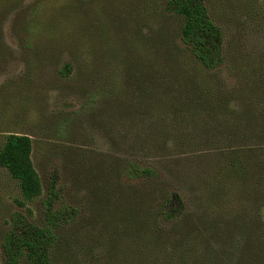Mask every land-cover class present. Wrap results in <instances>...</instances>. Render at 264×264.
<instances>
[{
    "label": "rangeland",
    "instance_id": "374dc122",
    "mask_svg": "<svg viewBox=\"0 0 264 264\" xmlns=\"http://www.w3.org/2000/svg\"><path fill=\"white\" fill-rule=\"evenodd\" d=\"M163 3L0 0V147L8 133L28 134L42 183L41 195L21 205L15 181L0 168V264L11 214L40 222L55 171L80 216L57 230L63 245L53 264H264V0H206L224 39V63L210 75L186 50L167 58L151 43L147 33L161 25ZM64 59L73 65L69 77L59 74ZM193 71L202 82L187 118L177 112ZM217 122H236L242 140L227 147L234 130H211ZM198 147L216 150L188 161ZM130 158L162 178H122ZM230 160L244 166V178ZM214 178L224 181L210 227L201 195ZM170 189L182 193L188 213L162 224L159 198Z\"/></svg>",
    "mask_w": 264,
    "mask_h": 264
},
{
    "label": "trees",
    "instance_id": "16d2710c",
    "mask_svg": "<svg viewBox=\"0 0 264 264\" xmlns=\"http://www.w3.org/2000/svg\"><path fill=\"white\" fill-rule=\"evenodd\" d=\"M153 10L159 11L156 8ZM159 16L161 17V21H159L161 25H156L153 32L151 30L150 33H147L156 50H164L167 58L174 59H178L175 49L180 50V52H183L182 49L186 50L190 58L199 64L200 67L196 65L198 71L205 75L216 73L220 69L224 63L223 32L210 17L206 0H164L157 18ZM156 56H158V51ZM60 64L59 74L69 77L73 70L70 60L64 59ZM190 78L191 76H185L186 81H189ZM200 82L202 80L199 73L193 71L192 80L188 83V87H185L186 93H183L187 102L178 109L177 113L182 112L187 118H190V113L193 110L191 107L199 103L195 102L199 98L194 94L198 92V88L201 89ZM197 83L198 85H196ZM149 86L152 89L156 88L154 85ZM91 98H95V96L92 94ZM91 98L89 97V102ZM196 109L198 110L199 107ZM206 114L210 116V112H206ZM192 115L195 117V113ZM211 130L221 133L234 130L233 133H230L229 139H224L227 147L233 146L234 143L232 145L231 142L242 140L243 137L236 122H232V125L228 122H217ZM183 137H179V139L182 138L181 140H186L195 146H198L199 142L201 146L203 145L202 147L206 145L208 147L211 144L208 139L200 141L199 138ZM244 138L247 137L244 136ZM171 140L173 143L177 142L174 138ZM165 143V141H157L156 145ZM137 145L140 146V143ZM205 149L198 147L186 159L197 161L202 158L204 153H215L216 150L212 148L201 152ZM32 151L33 140L25 133H8L0 147V168L4 169L15 181L22 199L21 205L34 200L42 193V183L34 167ZM229 163L232 171L241 174L244 178L246 172L244 166L233 160H230ZM223 171L228 174L227 168ZM162 176L156 167L145 165L137 158H130L125 161L122 178L128 181L158 182ZM222 182L216 181L214 178L208 185L206 183L202 189V198H200L203 209L206 211V217L202 220L208 224L206 226L214 227V217H217L218 212L216 204L221 198ZM159 201V210L156 213L158 222L174 224L186 217L188 202L177 189H170L163 197L159 198ZM262 208L264 209L263 205L258 208L259 212H262ZM42 210L43 216L40 222H33L19 212L11 214L10 228L1 240L5 264H20L22 261H25L26 264H53V251L63 245L57 230L70 226L80 216L79 208L70 204L62 196V185L59 182L58 171L52 172L49 176L45 198L42 200ZM198 233L196 231V234Z\"/></svg>",
    "mask_w": 264,
    "mask_h": 264
}]
</instances>
